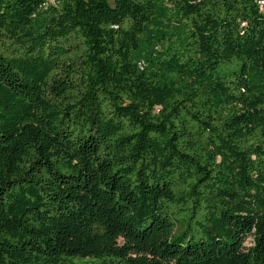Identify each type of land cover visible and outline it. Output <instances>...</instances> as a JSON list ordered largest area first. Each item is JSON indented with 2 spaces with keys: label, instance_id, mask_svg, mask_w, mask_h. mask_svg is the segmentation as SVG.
Here are the masks:
<instances>
[{
  "label": "trees",
  "instance_id": "trees-1",
  "mask_svg": "<svg viewBox=\"0 0 264 264\" xmlns=\"http://www.w3.org/2000/svg\"><path fill=\"white\" fill-rule=\"evenodd\" d=\"M0 264H264V0H0Z\"/></svg>",
  "mask_w": 264,
  "mask_h": 264
},
{
  "label": "rangeland",
  "instance_id": "rangeland-1",
  "mask_svg": "<svg viewBox=\"0 0 264 264\" xmlns=\"http://www.w3.org/2000/svg\"><path fill=\"white\" fill-rule=\"evenodd\" d=\"M250 241H251V239L250 238H247L246 239V242L244 243V246L245 247H249L251 244H250Z\"/></svg>",
  "mask_w": 264,
  "mask_h": 264
}]
</instances>
